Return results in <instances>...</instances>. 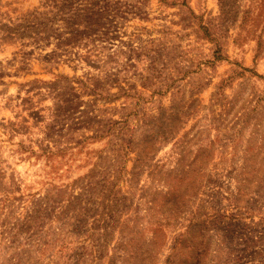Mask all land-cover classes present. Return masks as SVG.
<instances>
[{
    "label": "rangeland",
    "instance_id": "374dc122",
    "mask_svg": "<svg viewBox=\"0 0 264 264\" xmlns=\"http://www.w3.org/2000/svg\"><path fill=\"white\" fill-rule=\"evenodd\" d=\"M69 1L0 0V264H264V0Z\"/></svg>",
    "mask_w": 264,
    "mask_h": 264
},
{
    "label": "trees",
    "instance_id": "16d2710c",
    "mask_svg": "<svg viewBox=\"0 0 264 264\" xmlns=\"http://www.w3.org/2000/svg\"><path fill=\"white\" fill-rule=\"evenodd\" d=\"M69 2V5H66V4H60L59 6L53 1V0H51V2H52V4H48L47 6H51V7H56V8H58V10L59 11H57V14L58 13H67L68 12V10L69 9H67V11H62L61 9L63 8V7H74V5H73V3L72 2H70L69 0H65V2ZM91 5V9H93V7L95 6V4L91 1V0H88L87 1V5H85L84 7H89ZM76 7H78L77 5H75V8L74 9H76ZM77 9H79V8H77ZM76 9V10H77ZM49 11H52V10H49ZM47 12V11H46ZM44 13V12H43ZM48 20V19H47ZM76 20H79L78 18L76 19ZM66 23H70L69 21H66ZM72 25H73V30H72V32L75 34V35H78L80 32L77 30V28H76V26L78 25V23L77 22H72Z\"/></svg>",
    "mask_w": 264,
    "mask_h": 264
}]
</instances>
